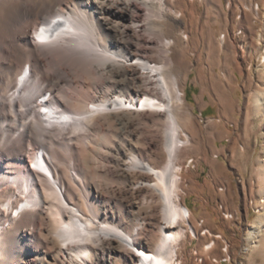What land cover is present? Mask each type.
<instances>
[{"label":"bare ground","instance_id":"obj_1","mask_svg":"<svg viewBox=\"0 0 264 264\" xmlns=\"http://www.w3.org/2000/svg\"><path fill=\"white\" fill-rule=\"evenodd\" d=\"M171 1L0 0V264H182L193 134Z\"/></svg>","mask_w":264,"mask_h":264},{"label":"rangeland","instance_id":"obj_2","mask_svg":"<svg viewBox=\"0 0 264 264\" xmlns=\"http://www.w3.org/2000/svg\"><path fill=\"white\" fill-rule=\"evenodd\" d=\"M171 8L180 22H165L163 30L176 41L168 54L174 73L187 88L183 95L194 91L199 101L203 94L207 104L203 115L196 104L184 105L185 130L194 136L181 160V196L196 235L187 233L179 258L182 264H264V101L260 110L255 102L264 92V43L258 41L264 0H175ZM139 212L147 218V210ZM254 226L261 230L257 248L248 239Z\"/></svg>","mask_w":264,"mask_h":264},{"label":"crops","instance_id":"obj_3","mask_svg":"<svg viewBox=\"0 0 264 264\" xmlns=\"http://www.w3.org/2000/svg\"><path fill=\"white\" fill-rule=\"evenodd\" d=\"M193 87L195 88L196 86H193ZM186 89H187L186 87H183L184 92H185ZM193 92L194 91H192V94L189 95V96H185L184 95L185 100H187L188 104H192V105L196 104V106H195V107H197L196 110L197 109L200 110L199 111L200 113H198V115H203V112L207 109V104L204 101L203 94L201 95V98H199V101H195Z\"/></svg>","mask_w":264,"mask_h":264},{"label":"built area","instance_id":"obj_4","mask_svg":"<svg viewBox=\"0 0 264 264\" xmlns=\"http://www.w3.org/2000/svg\"><path fill=\"white\" fill-rule=\"evenodd\" d=\"M189 164H190V163H189ZM224 218H225V219H229V218H231V215H227V216L224 215ZM214 261H215V260H214ZM215 262H216V261H215Z\"/></svg>","mask_w":264,"mask_h":264}]
</instances>
